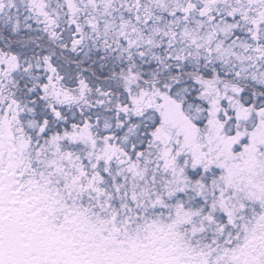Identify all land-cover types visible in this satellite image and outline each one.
I'll return each mask as SVG.
<instances>
[{
	"label": "snow or ice",
	"instance_id": "obj_1",
	"mask_svg": "<svg viewBox=\"0 0 264 264\" xmlns=\"http://www.w3.org/2000/svg\"><path fill=\"white\" fill-rule=\"evenodd\" d=\"M0 264H264V0H0Z\"/></svg>",
	"mask_w": 264,
	"mask_h": 264
}]
</instances>
